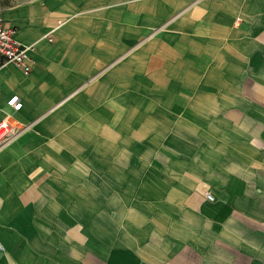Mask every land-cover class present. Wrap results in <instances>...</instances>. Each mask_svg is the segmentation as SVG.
<instances>
[{
	"label": "crops",
	"instance_id": "crops-1",
	"mask_svg": "<svg viewBox=\"0 0 264 264\" xmlns=\"http://www.w3.org/2000/svg\"><path fill=\"white\" fill-rule=\"evenodd\" d=\"M0 15L31 64L0 61V264H264V0Z\"/></svg>",
	"mask_w": 264,
	"mask_h": 264
},
{
	"label": "built area",
	"instance_id": "built-area-1",
	"mask_svg": "<svg viewBox=\"0 0 264 264\" xmlns=\"http://www.w3.org/2000/svg\"><path fill=\"white\" fill-rule=\"evenodd\" d=\"M14 34V29L7 26L0 15V61L1 63H12L28 74L31 71V64L28 61L27 49L15 38ZM6 105L12 112H17L22 107L17 95L11 96ZM23 128L24 126L14 119L11 113L4 112V117L0 120V146L19 136ZM206 198L212 200L210 194H206ZM0 251H2L1 245Z\"/></svg>",
	"mask_w": 264,
	"mask_h": 264
},
{
	"label": "trees",
	"instance_id": "trees-1",
	"mask_svg": "<svg viewBox=\"0 0 264 264\" xmlns=\"http://www.w3.org/2000/svg\"><path fill=\"white\" fill-rule=\"evenodd\" d=\"M10 5H12L11 0H1V2H0V8L7 7Z\"/></svg>",
	"mask_w": 264,
	"mask_h": 264
},
{
	"label": "rangeland",
	"instance_id": "rangeland-1",
	"mask_svg": "<svg viewBox=\"0 0 264 264\" xmlns=\"http://www.w3.org/2000/svg\"><path fill=\"white\" fill-rule=\"evenodd\" d=\"M20 1H24V0H11L12 4H14V3H18V2H20ZM0 2H1V0H0Z\"/></svg>",
	"mask_w": 264,
	"mask_h": 264
}]
</instances>
